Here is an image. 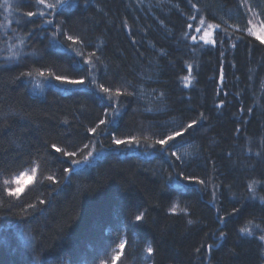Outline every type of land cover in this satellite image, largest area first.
<instances>
[{"label": "trees", "instance_id": "1", "mask_svg": "<svg viewBox=\"0 0 264 264\" xmlns=\"http://www.w3.org/2000/svg\"><path fill=\"white\" fill-rule=\"evenodd\" d=\"M145 3L68 0L61 10L64 15L57 17L71 34L83 38L86 57L92 52L100 57L97 75L104 78L99 82L113 91H133L129 85L137 86V96L120 98L123 107L116 125H102L96 134L88 129L99 123L104 105L89 87L63 92L41 80L42 88L36 90L31 77L17 79L27 71L72 78L80 74L69 62L71 51L47 49L39 24L28 22L39 17L24 16L36 11L33 1L16 5L26 19L12 25L25 39L21 49L44 52L45 58L35 63L39 55L25 58L19 53L27 66L18 60L0 62V164L4 165L0 200L15 203L17 198L9 197L8 190L18 188L14 181L19 175L35 170L34 179L21 188L23 209L0 208V264H99L122 240L128 244L117 264H264V247L256 236L239 232L246 225L252 227L250 220L261 222L264 205L259 200L237 203L249 179L264 180V42L246 34L245 21L237 23L231 15L239 10L240 0H191L200 13L192 10L189 0ZM245 3V9H251L247 12L258 13L264 23V0ZM192 15L224 30H217L220 38L215 45L195 46L185 39L186 34H195L188 24L199 26L188 19ZM44 28L51 32L49 25ZM29 31L36 32L31 41L26 38ZM189 75L194 79L186 84L183 78ZM193 119L198 125L173 149L186 163L173 170L167 156L155 151L153 141L164 130L161 125L173 131ZM117 125L116 135L138 136L141 143L117 148L109 137ZM52 143L77 151L76 158L93 150L96 159L69 176L62 167L72 164L59 153L50 155ZM177 171L206 179L209 189L202 191L195 184L189 190L171 187L167 177L174 178ZM49 175L58 185L47 180ZM213 184L215 203L209 195ZM258 192L264 196V191ZM29 203L36 207L29 209ZM234 207L240 211L233 213ZM217 208L226 217L224 224L217 220ZM139 211L145 213L146 222L127 227L126 221ZM218 229L227 233V239L218 238ZM148 244L154 249L151 255L145 250ZM202 244L205 247L196 252ZM207 245H212L211 251ZM38 247L39 259L34 253Z\"/></svg>", "mask_w": 264, "mask_h": 264}, {"label": "snow or ice", "instance_id": "2", "mask_svg": "<svg viewBox=\"0 0 264 264\" xmlns=\"http://www.w3.org/2000/svg\"><path fill=\"white\" fill-rule=\"evenodd\" d=\"M31 0H19V3H30ZM189 3H191V0H189ZM68 5V0H34V6L36 8V11H27L24 16L26 18H32V17H39L40 18V31H43L45 33V39L48 41L47 49H52L56 51H71L73 53V56L70 58V63L75 67V71L79 73L80 75L78 78H72L70 75H61L56 74L55 72H43L40 71L38 74L41 77L45 78L44 83L47 84V87L50 89H57L58 91L63 92H71L73 88H81V87H89L92 91H94L99 97V103L104 105L102 108L99 123L96 124L94 127H91L88 129V132L92 134H96L97 129L100 128L102 125L105 127H109L110 125H116V117L120 115V112L123 107V102L120 99L121 97H135L138 95V92L135 90L136 85H129V87H132L133 91H121L119 88H117L115 91H113L112 87L106 86L105 83L99 82L101 78L104 77H98L97 73H99L101 70L99 68V64L102 62L100 60V57L96 55V52H92L89 56H85L83 52V46L85 45V41L81 36L73 35L71 34V29L68 28L67 24L64 22H61L57 19L58 16L64 15V12L61 11L65 8V6ZM19 6V4H18ZM0 7H3L5 11H10L13 9V5L9 3V0H4L3 5H0ZM247 7V4L245 2H242L240 5H238V8H245ZM191 8L196 13H200L201 9L197 7L196 4L191 3ZM251 10L250 8L248 9ZM6 18V17H5ZM189 20L192 21H198V27L193 28L192 24H188L187 27L190 30V32H196L200 33L202 29L206 30L203 33V36H201V39L206 45H214L216 43V40L212 39V33L213 30L220 29V32H224L223 29L220 28L219 24H212L208 23L204 18H200L197 15L189 16ZM28 22L32 24H36V20H29ZM11 23V22H9ZM163 23V22H161ZM47 24L51 27V32H49L48 29L44 28L43 25ZM131 31V29H129ZM7 35V33H6ZM36 35L35 31H29L26 33V38L28 41L32 40V37ZM217 38L219 39V33L217 34ZM185 39H191L192 41L196 42L195 46H199V41H197V37L195 35H190V33L185 35ZM259 39V37H258ZM264 42V41H262ZM20 45L25 46V39L20 40ZM235 47V45H233ZM79 49V50H78ZM39 55V60L35 61V63H39L40 61L44 60L45 53L44 52H37L33 51L30 54H25V58L29 56H35ZM13 58L21 62V66H27L24 64L23 60H21V57L19 53L14 52L12 54ZM188 71L191 73V65H188ZM65 72H68V68L62 69ZM33 75L32 71L27 72H20L17 79L20 78H29ZM192 79H194L193 76H185L183 78L184 82L186 84H191ZM223 77H221V80ZM40 86V85H38ZM155 91V90H153ZM160 97H164L165 93L160 92ZM222 106V105H221ZM148 111H151V109H148ZM243 111V109H241ZM251 111V109H249ZM110 117V118H109ZM200 118L203 119V113L200 114ZM198 120H191V122L187 123L186 125H181V127L178 130L169 131L167 129V125H161L164 130L160 134V138L153 141V147L155 148V151L165 154L169 160V166L175 170L180 168L181 166H184L186 161L182 157V155L178 154V151L173 150L177 148V141L179 139H182L185 134L190 135V129H194L198 125ZM119 132V126L117 125L112 129V131L109 132V137L111 138V142L113 145H115L117 148H120L121 146H127V145H139L141 143V138L138 136H129L127 139L121 138V135H116V133ZM147 139V138H145ZM264 143V141H262ZM84 148H89L88 144L84 145ZM50 149L52 152L50 155H53L55 153H59L64 157H67L69 159V163L76 166H91L93 161H95L96 156L94 155L93 151H89L87 155L83 156V159H76L78 153L75 150H67L62 149L60 147H57L55 143L50 144ZM39 151V150H38ZM251 151V149H249ZM81 155L82 150H81ZM231 155V153H229ZM257 157H259L261 154L259 152L256 153ZM28 164H31V160L28 161ZM190 167V165H189ZM4 165L0 164V169H3ZM5 171H8V169H4ZM73 167H62V172L68 173L69 176L73 173ZM35 170L33 169V173ZM47 180L52 182L54 185H58V181L55 176L49 175L47 177ZM168 183L171 187H174L176 189L180 190H189L192 185H199L201 186L202 191H206L209 189V184L206 182V179H201L197 177L194 174H186L184 171H177L175 173V177L170 174L167 177ZM5 183H8L5 181ZM229 189H231L233 186L229 185ZM245 188V195L241 196L237 203H240L241 201H255L259 200L261 205H264V196L259 195L258 190L264 191V180H255V179H249V181L244 185ZM22 189L16 188V189H9L8 190V196L9 197H15L17 198V201L15 203L7 200H0V208H4L5 206L8 208V210H11L15 207H20L23 209V203L20 202ZM209 195L211 197V202L215 203L217 198V187L215 184L211 186V191L209 192ZM41 204H44L45 201L41 200ZM246 206H255V205H247ZM35 204H28L29 209L35 208ZM179 208V205H175L172 207L171 211L176 212ZM181 211H186V209H181ZM240 209L233 208V213L239 212ZM217 220L219 223L224 224L226 217L224 215L220 214V209L217 208ZM231 215V214H230ZM146 222V216L143 211H139L137 214H134L133 217H129V219L126 221L127 227H134L138 224ZM188 224H192L193 221L189 219ZM249 225H252V227L244 226L240 228L239 232L247 237L256 236V239L261 243V246L264 247V217L261 218V222L257 224H253L252 221H248ZM226 226V225H225ZM258 230L259 234L256 235V231ZM218 238L220 240L227 239V233L224 232L222 229H218ZM119 235V233H117ZM213 235H217V233H213ZM128 244L127 240H122L119 244L116 245V248L114 250V254L110 256V258H103L99 260V264H117L118 261L121 260V257L124 255V249L126 245ZM42 247V246H40ZM40 247L34 249V253L36 254L37 259H39V253H40ZM205 247V245H201L200 247L196 248V252H200V248ZM208 251H211L212 245L206 246ZM146 252L151 255L154 252L153 247L151 244H148L146 247Z\"/></svg>", "mask_w": 264, "mask_h": 264}, {"label": "rangeland", "instance_id": "3", "mask_svg": "<svg viewBox=\"0 0 264 264\" xmlns=\"http://www.w3.org/2000/svg\"><path fill=\"white\" fill-rule=\"evenodd\" d=\"M33 1V6H34V0ZM18 2V1H16ZM13 4L12 0H9V3H11L13 5V9L10 11H5L3 7H0V33L3 34V39H4V44H3V39L0 41V62L3 63L4 65H8V64H15L17 62V60L15 58H13L12 54L14 52L16 53H21L23 55L25 54H30L31 52L28 51L26 52L24 49L22 50L21 48L23 46L20 45V40L23 39V37L19 36L17 34L18 29H14L12 28V25H18L20 23L21 20L25 21L26 19L24 18L23 14L22 16L19 15L16 10V5L20 4V3H16ZM143 2L145 3V0H143ZM164 3V0H148L147 3ZM242 2H245V0H240V4ZM4 0H0V5H3ZM147 3H145L147 5ZM29 3H22V5H28ZM35 8V6H34ZM246 8V7H245ZM245 8H238L239 10H237L236 12H231V15L236 19H234L237 23H240L241 21H245V26H247V31L246 34L251 35L253 37L258 38L261 41H264V23L263 20L261 18V16L258 13H249L247 12L248 10H246ZM22 12V11H21ZM6 17V18H5ZM27 19H34L32 18H27ZM38 20L36 24H39L40 26V18H37ZM11 22V23H9ZM46 24L43 25V27H45ZM16 27V26H15ZM213 30L212 33V39L217 41V31ZM204 29H202V31L200 33H196L195 32V36L197 37V41L199 42H203V40L201 39V36H203L204 33ZM7 33V35H6ZM223 33V32H220ZM1 34V35H2ZM224 36L228 37L229 39H231L232 36L227 35L226 33H224ZM224 38V37H222ZM220 44L222 42V39L219 41ZM216 44V43H215ZM214 44V45H215ZM22 50V51H21ZM2 60V61H1ZM2 64V65H3ZM32 82L34 83V88L36 90L42 88L41 80H45L44 77L38 76L37 74H34L31 76ZM40 85V86H38ZM74 89V88H73ZM93 151V150H90ZM94 153V152H93ZM186 155L190 156L189 153H186ZM76 159H83V156L81 158H76ZM73 167V171H77L80 169H83L87 166H76V165H72ZM33 170V169H31ZM34 179V173L33 171H26L24 173H22L21 175H19L16 178V182L14 181V185L18 188H25L24 186L29 184L32 180ZM118 263V262H117Z\"/></svg>", "mask_w": 264, "mask_h": 264}]
</instances>
